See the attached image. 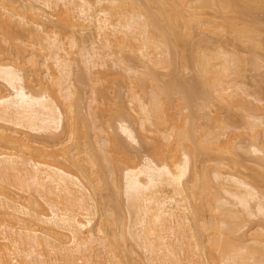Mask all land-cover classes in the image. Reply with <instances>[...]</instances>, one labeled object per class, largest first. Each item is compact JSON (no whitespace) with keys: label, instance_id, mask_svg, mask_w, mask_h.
<instances>
[{"label":"bare ground","instance_id":"obj_1","mask_svg":"<svg viewBox=\"0 0 264 264\" xmlns=\"http://www.w3.org/2000/svg\"><path fill=\"white\" fill-rule=\"evenodd\" d=\"M45 7L55 12H46ZM206 8H212L213 15L216 12L214 16H219L220 20L203 16ZM256 11L264 14V0H0V264H264V189L257 187L264 181V170H259L260 166L255 171V166L242 161L248 165L246 167L240 159H235L233 167H229L234 170L225 171L222 159L232 153L236 143L241 144V141H232L231 136L240 133L220 139L232 123L222 124L211 112L214 122L218 119L222 125L215 122L211 130L201 126L202 130L201 124L196 127L192 114L195 110L198 117L196 110L205 107L203 116L204 113L210 115V108L206 110L210 107V95L213 101L216 97L219 102H215L221 103L220 107L224 105V109L240 108L242 123L250 132V151L264 165V105H258L264 93L261 90V97L254 96L264 79H259L260 76V83L256 80L259 88L254 92L250 90L251 94L249 89L243 88L240 80L243 76L231 78L239 75L244 66L241 63L246 57L241 59L238 54L242 50L237 51L235 47L236 53L229 46L236 55L229 50V44L228 48L221 44L223 40L219 41L221 45L214 44L212 53L208 47L214 38L218 40L211 34L219 32L227 34H222L227 40L232 36L241 44L253 40L255 43L257 38L253 36L264 30L260 28L264 25L257 24H264V20L261 22ZM51 13L57 15L58 28L69 31V35L62 31L66 33V40L50 26ZM238 16L240 20L241 16L247 19L252 16L254 20L248 25L251 21L245 22V17L244 24L239 25ZM14 27L25 35L22 32L14 35L12 28L17 30ZM196 28L202 34L194 38ZM88 30L93 32L94 40L86 45L82 36ZM202 40L201 45L208 41L206 48L210 52L202 50L203 45H199L201 49L196 47ZM262 41H258L261 47ZM235 42L232 44L236 46ZM73 47H77L81 60L71 56L76 52L71 51ZM185 48L186 52L189 50L187 54L181 52ZM128 51L131 56L133 53L134 59L128 57ZM177 55L183 62L179 64L185 65L183 69L189 65L192 80L183 77L179 69L182 66L176 64ZM116 66L120 70H116ZM110 68L115 69L112 74L118 73L119 79L126 82L129 102L137 116L133 117L132 112L128 114L125 107L127 115L119 110L121 113L113 117L111 109L110 119L105 122L107 106L104 105L109 101L103 96L104 101L98 99L101 94L95 96L93 91L97 88L90 87L94 95L89 96L94 101L91 106L96 105L89 106L91 109L88 108V115L84 116H91L87 128L96 130L97 140L93 130V141L83 142L87 128L85 124V130L82 129L85 117L81 115L83 110L80 113L81 100L77 101L80 92L74 84L78 79L74 76L83 70L96 86L94 84L101 79L111 77L108 76ZM159 68H169L168 78ZM225 76L228 80L224 81ZM212 92H216L215 97ZM191 105L188 115L177 111L189 109ZM173 107L176 111H170ZM182 116L191 124L186 121L184 126ZM131 122L140 127L138 135L146 148L140 158L124 148V142L138 141ZM216 125L219 131L212 130ZM32 133L41 134L42 141L34 144L30 138ZM245 136L241 138L244 140ZM90 141L98 146L94 144L92 148ZM240 144L236 149L243 146ZM246 144L241 148L243 151L249 150ZM228 146H231L230 152ZM208 152L217 155L216 166L209 165L214 185L210 182L212 179H208L209 166L195 164L197 155L206 156ZM223 152L227 153L226 157L219 156H223ZM232 158H226L231 165ZM236 162L255 173L248 171L247 174L234 168ZM104 170L106 175L110 174V179L103 176ZM246 175L253 178L246 179ZM257 177L262 181H257ZM107 185L111 186L115 199L109 207L100 200L104 198L101 191ZM120 191L128 215V221L123 220V223L119 217L123 211L117 212L120 206L116 197H121L117 196ZM41 204L46 212L40 209ZM95 216L97 221L93 223ZM246 222H253L255 227L244 231ZM115 223L119 226L113 227ZM117 227L119 230L115 229ZM131 240L135 249L126 243ZM137 247L145 254L144 263L142 258L137 261L136 256L131 257Z\"/></svg>","mask_w":264,"mask_h":264},{"label":"rangeland","instance_id":"obj_2","mask_svg":"<svg viewBox=\"0 0 264 264\" xmlns=\"http://www.w3.org/2000/svg\"><path fill=\"white\" fill-rule=\"evenodd\" d=\"M44 9L46 10V12H52V13L55 12V11H51V10H49L47 7H45ZM56 9H58V8H56ZM207 9H210V10H207ZM211 9H212V8H206V12H205V14H203V16L210 17V18L213 17V18H214L213 20H215V21L218 20V19L220 20V17H219V16H218L219 18L216 16V17H217V19H216V17L214 16L216 12H215L214 15H213V11H214V10L212 9V11H211ZM208 11H209V12H208ZM210 12H211V13H210ZM259 12H261V11H259ZM52 13L49 15V19H50L51 22L48 21L49 24H50V26L52 25L53 28H55L54 30L56 31V33H58L57 35H58L59 37H60V36H63V37H65L64 39L66 40L67 38H66V35H65L66 33H65V32H66L67 30L65 31V29L62 30V28H58V24H60V23L56 24V21H57L56 18H57V17H55V16H57V15H56V14L53 15ZM255 13H256V14H255ZM255 13H254L255 15H257V14H258V16L260 15L259 18H261V22H262V20H264V14L258 13L257 11H256ZM227 14L230 15V13H227ZM229 15H228V16H229ZM230 16H232V15H230ZM241 17H242L241 20L239 19V18H240L239 16L237 17L239 20L236 19V20L240 21V23L237 22L239 25H242V23H243L242 20H244L243 18H245L246 16H244V17L241 16ZM247 18H248V17H246V18H245L246 20H244V21H245V22L248 21V20L251 21L250 23H247L248 25H249V24L251 25L252 20H254V19H252V16L249 17V19H247ZM253 18H255V17L253 16ZM256 18H258V17L256 16ZM55 19H56V20H55ZM211 19H212V18H211ZM255 21H256V19H255ZM54 22H55V24H54ZM257 22H259V20H257ZM51 23H52V24H51ZM262 23H264V22H262ZM243 24H244V23H243ZM257 24H258L259 26L264 25V24H259V23H257ZM252 25H253V24H252ZM54 26H55V27H54ZM259 26H258V28H259ZM59 27H60V26H59ZM14 28H15V27H14ZM56 28H58V29H60V30L58 31V29H56ZM260 28L264 29V26H262V27H260ZM15 29H17L18 31H17V30H14V29L12 28V31H13L14 35H19V34L22 32V31H20V30L18 29V27H16ZM218 30H219V29H218ZM14 31H15V32H14ZM19 31H20V32H19ZM62 31H65V32H62ZM194 31H197V32H198V34H197V32H196V36H193L194 38L199 37V36L202 34V33H200V32L198 31L197 28H196V30H194ZM258 31H260V30H258ZM258 31H257V32H258ZM60 32H61V33H60ZM68 32H69V31H67V33H68ZM87 32H89V30H88ZM87 32L83 34V35H84V36H82L83 38H82L81 36L79 37L78 33H76L77 36H76V34H75V36L78 37L79 40H81V38H82V40L85 41V42L83 41V44H86V45H87V43L89 44V41H90V40H92V39L94 40L93 32H92V31H91L92 33H91V32L87 33ZM257 32H255L254 35H257ZM262 32H264V30L258 32V35H257V36H253V38H255V39L257 38V39H258V40H257V39L255 40V43L257 42V44H258V46H257V44H256L257 47L253 45V44H255V43H253V41H254L253 39H252L253 41H249L250 43H251V42L253 43V44H252L253 47H252V46L249 45V42H248V43L246 42V44H241L240 42H239V43H238V42H235L236 40H234L233 38H231L232 36L229 37L230 40H227L228 37L226 38L224 35H222V34H225V33H222V32H219V33L221 34V35H220V38H219V33H218V34H217V33H216V34L213 33V35L210 33L211 36H217V37H218V40H216V38L212 37V38H214V39L216 40V41H215L216 43H215V42H214V39H213V42H212L213 45H212L211 42H210V44H209L208 41H207V43H208L209 46L207 45V43H205L206 46H205L204 44H202V45H203V48H202V47H201V46H202V45H201V42L204 43V40H202V41H199L200 43H199L196 47H198V48H200V49L202 48V50L204 49V51L206 50L205 52H210V51H211L210 53H212V51L214 50V48H213V50H211L212 47H213V46H216L217 44H220V42H222V40H223L224 42L221 43V44H223V46L225 45V48H228V47L230 46V47H232V48L235 50V52H236L237 48L239 49V50H237V51L242 50V53H241V51H240V52H238V54H241V55H240V56H242L241 59H243V58L246 57V58L244 59L245 61H244V62L242 61V63H241V64L244 65V66H241V65H240V66H241V70H239V75H233V76H231V78L234 77V78H236V79H239V78H241V77L243 76L242 79H240V80L242 81V85L244 84V87H243V88H245L246 90L249 89V92L251 93L252 91L254 92V91L258 90V88H259V84L257 85L256 80L258 81V78H259L260 76H261V78H259V79H264V78H262V77H264V65H262V64H264V63H261L262 61H264V51H262V50H264V45H262V47H261V44H262V43H261V42H260V43L258 42L259 39H260V41L264 40V33H262ZM16 33H17V34H16ZM63 33H64V35H63ZM206 33H207V32H206ZM206 33H205V34H206ZM260 33H262V34H260ZM194 34H195V33H194ZM199 34H200V35H199ZM203 34H204V33H203ZM205 34H204V35H205ZM207 34H209V33H207ZM207 34H206V35H207ZM259 34H260L261 36H260ZM20 35H21V34H20ZM22 35H25V34L22 32ZM68 35H69V33H68ZM68 35H67V36H68ZM225 35H227V34H225ZM202 36H203V35H202ZM202 36H201V37H202ZM228 36H229V35H228ZM21 37L23 38L24 36H21ZM25 37H26V36H25ZM224 37H225L226 39H225ZM260 37H261V38H260ZM194 38H193V40H192L193 42H194ZM210 38H211V37H210ZM191 39H192V38H191ZM219 39H220V40H219ZM224 39H225V40H224ZM231 39L234 40L233 42L237 43L236 46H235V44H232L233 42H232ZM77 40H78V39H77ZM195 40H198V38L195 39ZM211 40H212V39H210V41H211ZM226 40L228 41V43H225ZM219 41H220V42H219ZM227 41H226V42H227ZM229 41H230L231 43H230ZM81 42H82V41H81ZM262 42H264V41H262ZM224 43H225V44H224ZM242 43H243V42H242ZM244 43H245V42H244ZM214 44H216V45H214ZM221 44H220V45H221ZM227 44H229L228 47H226ZM239 44L242 45L243 48H244V47H248V48H247L248 51H249L250 49H252V50L249 51V53H247V52H248V51L246 52L247 49L244 48V50H243V49H242V46H241V48H239V47H240ZM0 45H1V44H0ZM199 45H201V46H199ZM247 45H249V46H247ZM207 46H208L209 48L211 47V48H210V51H208V48H206ZM259 46L262 48L261 51H260V47H259ZM230 47H229V50L232 49V48L230 49ZM235 47H237V48H235ZM76 48H77V47H76ZM76 48L73 47L72 50H71V49H70V50L74 52V50L76 51ZM198 48H197V50H198V52H199L200 50H199ZM205 48H206V49H205ZM249 48H250V49H249ZM254 48H255V49H254ZM256 48H258V49H256ZM253 50H254V52H255L256 54L252 52ZM256 50H257L258 53L256 52ZM77 51H78V50H77ZM77 51L74 52V53L76 54V56L74 55V53H72L73 55H71L72 57H74V59H75V57H77L78 59H79V57H80V56L78 57V54H77L78 52H77ZM188 51H189V50H188ZM188 51H187V52H188ZM204 51H202V52H204ZM231 51L234 52L233 50H231ZM243 51H245V52H243ZM125 52H127V51H125ZM128 52H129V51H128ZM181 52L187 54V52H186V48L184 49V51H181ZM235 52H234V53H235ZM250 52H252L251 55H250ZM130 53H131V52H129V54H128V55H129V56H128L129 58H130V56H131ZM179 53H180V51H179ZM236 53H237V52H236ZM236 53H235V54H236ZM125 54H126V53H125ZM181 54H182V53H181ZM238 54H236V55H238ZM242 54H243V55H242ZM248 55H250V57H249ZM254 55H256V56H255L256 58L253 57ZM132 56H133V53H132ZM132 56H131V58H133ZM177 56H178L177 59L179 60V62H178V60L176 59V64L179 66V65H181V64H179V63L181 62V63L183 64V62H182V60H180L179 55H177ZM240 56H239V57H240ZM161 57H162V56H161ZM184 57H185V56H184ZM186 57H187V55H186ZM251 57H253V58H251ZM259 57H260V58H259ZM131 58H130V59H131ZM248 58H249V59L251 58V61H252L251 64H253V65H254L255 62H258V63H256V65L258 66V68H257V66H255V65H254V68H253V66L251 67V64H250L251 61H249ZM257 58H258L259 61L257 60ZM130 59H129V61H130ZM133 59H134V58H133ZM254 59H255L256 61H255ZM80 60H81V57H80ZM247 60H248V61H247ZM253 60H254L255 62H253ZM75 61H76V62H75ZM75 61H74L75 63H77V64L79 63V61H77V60H75ZM129 61H128V62H129ZM109 62H110V61H109ZM80 63H81V61H80ZM80 63H79V64H80ZM129 63H134V62L131 61V62H129ZM246 63H248V64H246ZM249 64H250V66L248 67ZM259 64H260V65H259ZM80 65H81V64H80ZM82 65H83V63H82ZM82 65H81V66H82ZM245 65H247V68H248L249 70H247V68H245V67H246ZM181 66H182V67H179V69L181 70L180 72L183 73V75H184L183 77H186L187 79L192 80L191 77H193V75H191V72H192V71H190L191 69H190V70L188 69L189 65H188V67H187V66L185 67L186 69H185V68L183 69V67H184L185 65H181ZM259 66H260V67H259ZM190 67H191V66H190ZM243 67H244V68H243ZM250 67H251L252 69H251ZM103 68H104V67H103ZM107 68H108V67H107ZM112 68H113V66H112ZM112 68H110L111 73L108 71V74H109L108 76H111V77H110V78L108 77L107 80H105V78H103L104 80L101 79L102 81H101L100 83H97V82H96L97 84H94V85H96V86H93V82L90 80V78L87 79L86 75L84 74L85 72L83 73V70H82V73H81V71H77V72H78V73H77L78 76H77L76 73H75L76 76H74V77L77 78L78 80H77L76 82L74 81L75 83H74V82H73V83L75 84V89L77 90V92H78V93L80 92V93H79L80 98H79V100L77 99V101L79 102V101L81 100V103H80V102H79V103H80V106H82V107H81L82 109L80 110V108H79V110H80V113H81V111L83 110V111H82L83 113H81L82 116H84V115H85V116L88 115L89 109H91V108H89V106H91V103L93 104V102H94V101H93V102L91 101L92 99H89V96H90V95H91V96H94V95H95V96L98 97V95H96L97 93L101 94V96L99 95L100 98H98V99L103 100L104 98H106V99H108V101H109V102L106 103V105H104V106H107L106 110L108 111V112H107L106 110H104V115H105L104 117H105V118H104V117H103V118L105 119V120H104L105 122H106L108 119H110L109 116H108L109 110H110V112L113 110V111H112L113 113L111 112V113H112V116H113V114H115L113 117H116L117 115H119V114L121 113V112H118V111L120 110V111H122V113H123V112L125 111L124 108L126 107V110L128 111V114H130V113L132 112L131 115H132L133 117H134V116H137L136 113L134 112L133 108H132V103L129 102L130 97H129V94H128V91H127V88H126V85H125L126 82L121 81L122 79H119V76L117 75L118 73H116V71H114L116 74H112V73H113L112 71L115 70V69H112ZM115 68H116V70H120L119 67L117 68V66H116ZM181 68H182V69H181ZM239 68H240V67H239ZM255 68H256L257 70H256ZM80 69H81V68H80ZM157 69H158V68H157ZM157 69H156V70H157ZM78 70H79V69H78ZM158 71H161V72H163V73L165 72L164 74H162V75H164V76H165L166 74H169V68H168V70H164V69H161V70H160V68H159ZM158 71H157V72H158ZM167 71H168V73H166ZM240 71H241V73H240ZM242 71H243V72H242ZM181 73H180V74H181ZM160 76H161V75H160ZM168 76H169V75H166L165 77L168 78ZM240 76H241V77H240ZM78 77H79V78H78ZM88 77H89V76H88ZM105 77H106V76H105ZM165 77H164V78H165ZM75 78H74V80H75ZM164 78H162V79H164ZM186 78H185V79H186ZM227 78H228V77H227ZM227 78H226V76H225L224 81H225ZM44 79H45V78H44ZM243 79H244V80H243ZM45 80H46V79H45ZM45 80H44V81H45ZM89 80L92 82V84H91L90 82H88ZM189 80H188V81H189ZM227 80H228V79H227ZM240 80H239V81H240ZM262 81H264V80H262ZM47 82H48V81H47ZM47 82L45 83L46 85H47ZM160 82H161V83H160ZM244 82H245V83H244ZM255 82H256V83H255ZM258 82H259V81H258ZM158 83L163 84L162 81H159ZM223 83L225 84V82H223ZM259 83H260V82H259ZM90 84H91L92 86H91ZM147 84H148V83H147ZM261 84H262V85H261ZM76 85H77V86H76ZM246 85H248V86H246ZM148 86H149V85H148ZM245 86H246V87H245ZM1 87H2V86H1ZM90 87H92V88H91L92 90H94L95 87H96V88H97V89H96L97 91L95 90V91H93V92H94V93H93V92L91 91ZM93 87H94V88H93ZM256 87H258V88L256 89ZM260 87H261V89H260L259 91L254 92V96H256V95L258 94V96H257L258 98L261 97L262 93H264V83L261 82V83H260ZM148 88H149V87H147V89H148ZM149 89H150V88H149ZM253 89H254V90H253ZM76 90H75V91H76ZM250 90H252V91H250ZM261 90H262V93H259V92H261ZM90 91H91V92H90ZM237 91H238V90H237ZM91 93H93L94 95H92ZM175 93H176V92H175ZM175 93L172 94V95L174 96L173 98L176 97ZM212 93H213V92H212ZM177 94H178V93H177ZM251 94H252V93H251ZM259 94H260V95H259ZM79 95H78V96H79ZM209 95H210V94H209ZM212 95L215 97V96H216V92H215V94L213 93ZM242 95H243V94H242ZM91 96H90V97H91ZM102 96H103L104 98H103ZM210 96H211V95H210ZM210 96H209L210 100H211V98H212V101H210V100L208 99L210 103L207 102L208 100H205V101L210 105V107H209V106L206 107V108H208V109H206V110H208V111H209V108H210V115H209V116H208L207 114L204 113V116H206V117H204L203 114H202V113L204 112L203 110H204L205 107L203 108V110H202V109H201V110H199V109L196 110V113H197V114H200L198 117H197L196 114H194L195 110H193L194 112H192V114H193V116H194V118H193L194 120L191 118L192 115H190V116H191L190 118H191L194 122L197 123V124H196V127H197V125H198V123H199V124H201L200 127H201V126L205 127L204 130H207V127H208V129L210 128V130H211V127H212V125H213L215 122H217L219 125H222L223 122H224V124H225V122H226L228 125H230L231 123H232L233 125H232V126L230 125V126H228V127L225 128V130L227 129V131H226L227 133L225 132L224 135L222 134V135L220 136V139H221V137H222V139L224 140V139H226V138H223V137H227V136H229V134H231V133L233 134L234 132H235V133H240V134H241V132H242L241 135H246V136L244 137V140L241 138V135H240V134H236V135L234 134V135H235L236 137H237L238 135H240L239 137H240L241 139H240L239 137L236 138L234 135H232V136H231L232 141H235V142H237V141H241V144L238 142V143H236V144H237L236 147L233 145L234 147H232V153H231V154L229 153L227 157L224 156L225 154L227 155V153H224V152L221 153L223 156L219 155L220 157H226V158H228V157H229V158H230V157H231V158H232V157L234 158V157H235L234 159L232 158V160H231V161H232V165L230 164L229 159H226V158H223V159H222V158H221L222 161H224L225 164H226V165L224 164L225 166H222L223 168L225 167L224 170L227 171V172H228L229 170H230V171H231V170L233 171L234 169L229 168V167H230V166L233 167V161H234L235 159H236V161H238V160L240 159L241 162L244 161V162L247 163L249 166H252V167L255 166V171H256L257 169H259L260 166H261V168H260L259 170H261V169L264 170V165H262V164H261V163L255 158L254 154L251 153L250 148H249V146H248L249 143L251 142V140H250L251 137L248 136V133L250 134V132L247 130L248 128H246V127L244 126V124L242 123V120H243V119H242V117H240V115H241V113H242V112H241L242 110L240 111V108L238 109V108H236L235 106H233V107L236 108V109L231 108V111H229L230 108H229V109H226V108L224 109V105H223V106L221 105V107H222V108H221V107H220V104H221V103L217 104L219 101H217L216 97H215V99H214V101H213V97H212V96L210 97ZM254 96H253V97H254ZM262 96H264V95H262ZM76 97H77V95H76ZM101 97H102L103 99H102ZM177 97H178V95H177ZM250 97H251V96H250ZM77 98H78V97H77ZM91 98H92V97H91ZM173 98H172V100H173ZM206 99H207V98H206ZM247 99H250V98L248 97ZM251 99H252V98H251ZM89 100H90V101H89ZM179 100H180V99H179ZM179 100H178V101H179ZM195 100H197V99H195ZM198 100H199V101H200V100L202 101L201 98H198ZM215 100H216L217 103L215 102ZM88 101L90 102V104H88ZM103 101H104V100H103ZM199 101H196V102L199 103ZM105 102H106V101H105ZM192 102H195V101L192 100ZM206 102H205V103H206ZM253 102L256 103L257 101L253 99ZM253 102H252L251 104L254 105ZM108 103H109V104H108ZM172 103L175 104V103H176V100H175L174 102H172ZM202 103H203V102H202ZM211 103H212V104H216L215 107H216V106H217V107H216V108H215V107H212ZM259 103H260V104H258V102H257V104L260 105V106H261V105H264V97L261 98V100H260ZM87 104H88V105H87ZM195 104H196V103H195ZM95 105H96V104H94V105H92V106L94 107ZM192 105H194V103H193ZM192 105L190 106L189 109H186V108H188V107H186V108H184V109L179 108V109H181V110H177V111H183V114L188 115L190 109H192ZM196 105H197V104H196ZM78 106H79V104H78ZM92 106H91V107H92ZM116 106H117V107H116ZM118 106H119V107H118ZM194 106H195V105H194ZM213 106H214V105H213ZM111 107H114V108H111ZM183 107H184V106H182V108H183ZM218 107H219V108H218ZM262 107H264V106H262ZM88 108H89V109H88ZM108 108H110V109H108ZM116 108H117V109H116ZM118 108H119V109H118ZM211 108H212V111H211ZM214 108H215L216 110H215ZM217 108H218L219 111H220V114H219V115H217V114L219 113V111H217V110H218ZM111 109H112V110H111ZM172 109H173V110H170V111H174V109H175V111H176V108L173 107ZM130 110H131V111H130ZM213 110H214V112H213ZM225 110H228V111H225ZM85 111H87V112H85ZM97 111H99V109H97ZM114 111H115V112H114ZM191 111H192V110H191ZM197 111H201V113H198ZM216 111H217V113H216ZM211 112H212L213 114H214V113L216 114V118H218V119L220 118L219 121H221L222 124H220V122L218 121V119H216L217 121L214 122L215 119L211 118V117H212V116H211V114H212ZM86 113H87V114H86ZM105 113H106V114H105ZM116 113H119V114H116ZM125 113H126V115H127V112H124L123 114L125 115ZM174 113H175V112H174ZM181 113H182V112H181ZM208 113H209V112H208ZM89 114H90V113H89ZM183 114H181V115H183ZM213 114H212V115H213ZM175 115H176V114H175ZM177 115H178V114H177ZM177 115H176V116H177ZM186 115H184V117H185ZM201 115H202L203 117H200ZM85 116H84V117H85ZM112 116H111V114H110V117H112ZM176 116H175V118H174V117H173V118L176 119ZM210 116H211V117H210ZM217 116H219V117H217ZM84 117H83V118H84ZM89 117H91V116H88V118H87V117L84 118V120H85V121H84V124H83L84 127L82 126V127H83V128L81 127L82 129L85 128V124H86V128H87V125H89L88 123H89V121H90V119H91V118L89 119ZM127 117L129 118V116H127ZM178 117H179V116H178ZM178 117H177V118H178ZM184 117H183V116L181 117L183 120H182L181 118H180V119H181V122H183V124H184V122H185V124H184V126H185L186 123H187L186 121H188V120L186 119V121H185ZM209 117L211 118V120H208ZM185 118H187V116H186ZM188 118H189V117H188ZM214 118H215V117H214ZM112 119H113V118H111V120H112ZM212 119H213V120H212ZM100 120L103 121V120H102V117H101ZM100 120H99V121H100ZM130 120L133 121L132 118H130ZM130 120H129V121H130ZM101 121L98 122V123H101ZM104 121H103L101 124H103ZM114 121L116 122V120H113V122H114ZM115 122H114V123H115ZM188 122L190 123V121H188ZM191 122H192V121H191ZM135 123H136V122H135ZM135 123L131 122V125H132V127H133V124H134L133 129H134V131H135V134L137 135V136H136V137L138 138L137 140L140 142V140H141L140 138H141V137H140V135H138V133H139L141 130H140V127H139L137 124H135ZM192 123H193V122H192ZM104 124H105V123H104ZM104 124H103V125H104ZM190 124H191V123H190ZM215 124H216V123H215ZM218 124H217V125H218ZM103 125H102V126H103ZM136 125H137V127H136ZM193 125H194V124H193ZM217 125H216V126H217ZM219 125H218V126H219ZM242 125L244 126L243 128H242ZM91 126H92V125H91ZM198 126H199V125H198ZM218 126L215 127V128H214V126H213L212 130H213V131H216V130L219 131V127H218ZM103 127H104V126H103ZM194 127H195V125H194ZM203 127H201V129H202ZM234 127H236V128H234ZM91 128H92V129H91ZM91 128H90V126H89L86 130L84 129L85 132H86L87 134H86V137L83 136V137H85V138H82V139H84V140H82L83 142H84L86 139H90V140L93 141L92 138L95 137V135H96V130L93 129V127H91ZM135 128H136V129H135ZM228 128H229V130H228ZM90 129H91V131H89ZM137 129H138V130H137ZM199 129H200V128H199ZM201 129H200V130H201ZM230 129H232V130L234 129L235 131L233 130V132H231L232 130H230ZM93 130H95V131H94V132H95V135H94V133L92 132ZM113 130H115V128H113ZM139 130H140V131H139ZM195 130H196V129H195ZM197 130H198V129H197ZM202 130H203V129H202ZM221 130H222V129H221ZM223 130H224V128H223ZM225 130H224V131H225ZM87 131H88V132H87ZM136 131H137V132H136ZM138 131H139V132H138ZM228 131H230V132H228ZM246 131H248V132L246 133ZM113 132H114V131H113ZM115 132H116V131H115ZM193 132H195V131H194V128H193ZM197 132H198V131H197ZM197 132H195V133L198 134ZM104 134H105V132H104ZM139 134H140V133H139ZM148 134L152 135V133H148ZM226 134H227V135H226ZM87 135H88V136H87ZM120 135H121V134H120ZM198 135H199V134H198ZM225 135H226V136H225ZM122 136H123V135H122ZM79 137H80L79 139L81 140V136H79ZM87 137H88V138H87ZM246 137H248V139H249L250 141H249ZM30 138L33 139L34 144L39 143V141H42V139H43L42 136H41V134H33V133L30 135ZM96 138H97V135H96V137H95L94 139H96ZM119 138H120V140L123 141V142L126 141V140H123V138L121 139V137H119ZM233 138H235L236 140H234ZM98 139H99V138H98ZM96 140H97V139H96ZM96 140H95V141H96ZM47 141H48V140H47ZM87 141H88V140H87ZM92 141H90V142L92 143L91 147L93 148V146H94L95 143L93 144ZM138 141H137V143H136V142L134 143V141H132V142L126 141V142H124V144H126L127 147H126L124 144H123V145H124V148L126 149V151H128V153L131 151L129 154H131V155H135V154H137V155H135V156H138V158H140L141 155L145 153L146 148H144V145H143L141 142H140L141 144H139ZM246 141H248V144H246ZM85 142H86V141H85ZM100 142H102V141H100ZM242 142H244V143H242ZM47 143L50 144L51 142L48 141ZM66 143H67V142H66ZM68 143H69V142H68ZM127 143H129V144H127ZM130 143H132V145H131ZM85 144H86V143H85ZM97 144H98V143H97ZM97 144H95V145H97ZM239 144H240V146H241V145L244 146V145L246 144L245 148L248 147L247 149H249V150L243 151V149H241V148H244L243 146L240 147L241 150H240V149H236V148L239 146ZM87 145L90 146L88 142H87ZM226 145H227V144H226ZM226 145H224V146H226ZM97 146H98V145H97ZM95 147H96V146H95ZM230 147H231V146H230ZM230 147L228 146L229 149H227L229 152H230V150H231ZM128 148H130V149L128 150ZM238 148H239V147H238ZM235 149H236V150H235ZM234 151H235V152H234ZM247 151H248V152H247ZM249 151H250V152H249ZM226 152H227V151H226ZM233 152H234L235 154H233ZM209 153H211V152L206 153V154H207L206 156H205L204 154H203V155L200 154V155H199L200 157L197 155L199 158L196 156V160H197V161H195L196 166L201 167V166H203V165H206V166H203V167H206V168H207V166H209V165L213 166V165H214V162H216V159L214 160V158H215V157L217 158V155L213 152L214 154H213V153H211V154H212V156H213V155H215V156L212 157V156H210ZM138 154H139V155H138ZM250 154H251L253 157H251ZM208 155H209V156H208ZM233 155H234V156H233ZM201 156H202V157H201ZM207 157H208L209 160L207 159ZM200 159H201V160H206V161H205L204 163H202L203 161H202V162L200 161V162H201V163H200V162H199ZM210 159H211V160H210ZM212 159H213L214 161H212ZM224 159H226V160H224ZM237 159H238V160H237ZM227 160H228V162H227ZM247 160H248V161H247ZM234 162H235V161H234ZM241 162H240V163H241ZM244 162H242V164H245ZM228 163H229V164H228ZM236 163H237V164H234V165H235L234 168L237 167V168L240 169V170L242 169L241 172H245V173H247L248 171H249V172L251 171V170H249L250 168H248V169H243L244 167H240L241 164H240L239 162H236ZM255 163H256V164H255ZM257 164H258L259 166H258ZM237 165H238V166H237ZM239 165H240V166H239ZM248 165L245 164L246 167H248ZM214 166H216V165H214ZM214 166H213L212 168H214ZM242 166H243V165H242ZM258 167H259V168H258ZM212 168L209 166V169H210V170H209V175H210V172H211V169H212ZM223 168H222V170H223ZM256 168H257V169H256ZM227 169H228V170H227ZM105 170H106V169H105ZM105 170H104V172H103V173H104L103 176H104L105 178H106V176H107V178H108V176H109L110 174L106 172V173L108 174V175H106V174H105ZM207 170H208V169H207ZM224 170H223V171H224ZM253 170H254V169H253ZM106 171H107V170H106ZM225 171H224V172H225ZM230 171H229V172H230ZM255 171H253V172L255 173ZM207 172H208V171H207ZM249 172H248V173H249ZM251 172H252V171H251ZM253 172H252V174H253ZM257 172H258V171H257ZM257 172H256V173H257ZM261 172H262V171H261ZM261 172H260V173H261ZM248 173H247V174H248ZM261 174H262V173H261ZM261 174H260V175H261ZM209 175H208V179L211 178L212 181H213V178H214V177H213V173H211V175H212L213 178L211 177V175H210V177H209ZM249 175H251V173H250ZM249 175H246V179L251 180V179L253 178V177H251V176H253V175H251L250 178H249ZM254 175H255V174H254ZM258 177H259V176H258ZM258 177H257V178H258ZM109 179H110V176H109ZM259 179H260V181H262V179H264V178H262V179H261V178H258V179H256V180L259 181ZM107 180H108V179H107ZM212 181H210V182L213 183V185H214V184H215V181H213V182H212ZM260 181H259V182H260ZM259 182H257V184H259ZM262 182H264V181H262ZM262 182H261V185L259 184L257 187L261 186V187H259V188L264 189V187H262V186H264V183H262ZM103 187H104V186H103ZM109 187H110V188H109ZM214 188H215V187H214ZM214 188L212 187L213 190H214ZM102 189H103V188H102ZM102 189H101V190H102ZM106 189H107V190H106ZM108 189H109V190H108ZM110 189H111V191H112V188H111L110 185H107V188L104 187V190L101 191V192H103V193H101V194H104V195H103L104 198H100L101 201H102V199H103V202L106 203V204H104V206L107 205V203H108V205H107L108 207H109V204H110L111 202L114 203V201H115L113 195H111V191H110ZM215 189H216V188H215ZM262 189H261V190H262ZM13 190H14V189H13ZM261 190H260V191H261ZM109 191H110V194L108 195ZM262 192H264V191H262ZM120 193H121V191H120ZM120 193H119V195H117V196H120V195H121V197H119V198H121L122 200H120L118 197H116V200L118 201L117 203H118L119 206H120V207H119L120 209H118L117 212L121 210V213H122V211H123L122 215H121V213L119 212V213H120L119 215H121V216H119L120 219H121V223H123L122 221L124 220V222H125V221L127 220V219H126V216H127V218H128V215H127V208H126V205L124 204V201H125V200H124V196L122 195V193H121V194H120ZM218 193L221 195L220 192H218ZM105 194H106L107 196H106ZM109 196H111V197H109ZM101 197H102V196H101ZM112 197H113V200H112ZM111 200H112V201H111ZM40 201H41V200H40ZM119 201H120L121 205H120ZM41 202H42V201H41ZM42 203H43V202H42ZM252 203H253V202H251V204H252ZM43 205H44V204H43ZM107 206H106V207H107ZM110 206H113V205L111 204ZM124 206H125V207H124ZM43 207H44V206H43ZM43 207H42V204H41V208H40V209H42ZM123 207H124V208H123ZM44 208H45V207H44ZM44 208H43L42 210H44V211L46 212V210H45ZM110 208H111V207H110ZM110 208H109V209H110ZM111 209H112V208H111ZM111 209H110V210H111ZM112 210H114V209H112ZM115 210H116V209H115ZM124 210H125V211H124ZM44 211H43V212H44ZM99 211H100V210H99ZM125 212H126V215H125ZM113 214H116V213L113 212ZM123 214H124V217H123ZM96 218H97V216H95V218L93 219V220H94L93 223H94L95 221H97ZM123 218H124V219H123ZM254 218L256 219V217H254ZM254 218H253V219H254ZM127 221H128V220H127ZM116 223L118 224V222H116ZM116 223H115V225H113V227H114V226H119V225H117ZM119 223H120V221H119ZM247 223H248V224H247ZM245 225H246V227H243V229L245 228L244 231H245L248 227H253L254 223H253V222H250V223H249V222H246ZM247 225H248V226H247ZM254 227H255V226H254ZM254 227H253V228H254ZM117 228H118V229H117ZM117 228H115V229H116V230H119V227H117ZM255 229H256V228H255ZM255 229H254V230H255ZM117 237H118V236H117ZM118 239H120V238H118ZM128 240H129V239L127 238L126 241H128ZM131 242H132V240L129 241V243H128V242H126V243H127V245H129L128 247H131V246H132L131 249H135L136 246L134 247V246L132 245L133 242H132V244H131ZM130 244H131V245H130ZM136 249H138V247H137ZM135 251H136V250L133 251V252H134L133 254H131V253H129V252H128V253L131 254V257H132V255H133L132 258H134V257L136 256V257H135V260H136V258H137V261H138V258H142V259H141L142 262H143V261L145 262L146 259L143 258V256L145 257V254H142L143 252H142V251H139V249L137 250V252H135ZM135 253H136V255H134ZM128 258L130 259V257H128ZM144 259H145V260H144ZM130 260H131V259H130ZM132 260H133V259H132ZM139 261H140V260H139ZM144 262H143V263H144ZM146 264H147V263H146Z\"/></svg>","mask_w":264,"mask_h":264}]
</instances>
